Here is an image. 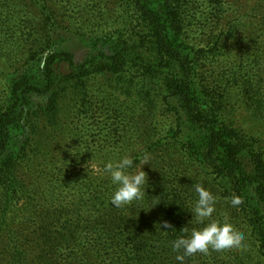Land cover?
Here are the masks:
<instances>
[{"label": "rangeland", "instance_id": "obj_1", "mask_svg": "<svg viewBox=\"0 0 264 264\" xmlns=\"http://www.w3.org/2000/svg\"><path fill=\"white\" fill-rule=\"evenodd\" d=\"M146 1L174 12L164 31L182 57L152 44L132 0H0V119L24 76L50 74L57 91L46 113L48 93H31L39 110L21 164L0 166V237L9 238L0 258L23 249L46 254L29 264H179L172 241L204 226L189 224L200 184L216 197L212 219H227L244 246L184 264H264L250 216L231 206L232 185L208 164L202 114L173 89L190 73L187 89L204 115L251 145L248 172L254 155L264 161V0ZM125 155L135 162L129 172L149 157L148 187L141 201L116 208L103 169ZM18 182L24 192L12 189ZM164 221L174 229L160 228Z\"/></svg>", "mask_w": 264, "mask_h": 264}, {"label": "trees", "instance_id": "obj_2", "mask_svg": "<svg viewBox=\"0 0 264 264\" xmlns=\"http://www.w3.org/2000/svg\"><path fill=\"white\" fill-rule=\"evenodd\" d=\"M132 1L134 2L136 13L139 15L140 22L147 29L149 37L152 39V44L160 51L182 57L171 50L172 42L164 31L166 20L172 21L171 18L174 16V12H170V9L163 10V13L160 14L154 11L146 0ZM55 58L58 57H53V59ZM120 63H122V60ZM145 75L148 78L147 72H145ZM67 77H72V75L65 76L64 78ZM50 80H52L50 74L45 75V80L42 78L40 81L36 80L34 74H30L17 81L19 84L13 89L15 90L13 93L15 106L5 116L6 119H0L1 167L17 165L18 160L19 165L21 164V154L26 149L27 142L29 141V129L27 128L29 117L32 114H36L39 110L38 106L33 107L29 104L31 93H37L38 95L48 93L46 103L41 108L46 113L52 107L53 103L51 101L57 94V91L50 94L49 89L54 86L51 85L52 82ZM191 84L190 73L185 71L183 72V76L180 77L179 84L175 85L173 89L175 90V94L188 104L193 114H202L199 116V120L202 130L207 135V150L205 154L209 161L208 164L216 168L220 175L229 180L235 196L241 198L242 204L240 206L244 208L246 216H250L249 220L256 234L259 248L264 254V161L254 155V159L249 161V166L253 167L248 172L245 159L246 153L251 151V145L246 141L232 137L225 127L223 128L220 124H215L209 120V116L206 117L204 115L206 111L208 112V108L194 98H191L193 92L190 91V88L187 89ZM57 89L61 91L64 87H58ZM195 118L197 119V117ZM7 177L8 187H11V184L17 183V178L13 171H9ZM12 189L15 192H24L25 190L20 182H18V185L12 186ZM5 198L9 200L12 197L6 195ZM8 239L6 235H1L0 237L1 243ZM39 241L40 239L37 237L33 239L32 243H38ZM16 244L18 245V241ZM43 254L44 251L35 254L26 252L23 249L18 251L6 250L1 254L0 264H29L36 262L34 260L39 262L45 259L46 254Z\"/></svg>", "mask_w": 264, "mask_h": 264}, {"label": "clouds", "instance_id": "obj_3", "mask_svg": "<svg viewBox=\"0 0 264 264\" xmlns=\"http://www.w3.org/2000/svg\"><path fill=\"white\" fill-rule=\"evenodd\" d=\"M148 160L149 157L145 155L143 165L136 172L128 171L133 168L135 163L130 155L123 156L115 163L108 162L105 164L103 172L110 177L111 183L116 186V190L110 198L112 206L120 208L131 205L145 197L148 176L142 169L144 165L148 164ZM194 187L198 198L192 207V219L189 224L194 219L197 224L204 226L192 228L190 235H181L172 241V250L178 253L176 260L179 264H184L185 257L197 253L204 255L210 251L227 253L238 251L244 246V236L231 223L227 222V219L223 223L212 219L216 212V197L200 184H196ZM241 204L240 197H232L231 206L233 208H239ZM159 226L163 229H174L167 221ZM180 231L187 233L189 229L184 227Z\"/></svg>", "mask_w": 264, "mask_h": 264}]
</instances>
